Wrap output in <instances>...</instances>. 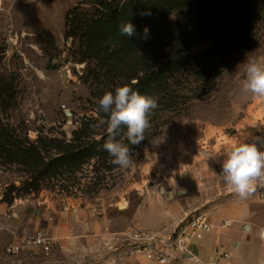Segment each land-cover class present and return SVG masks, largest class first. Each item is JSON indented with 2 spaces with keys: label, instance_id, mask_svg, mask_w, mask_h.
<instances>
[{
  "label": "rangeland",
  "instance_id": "obj_1",
  "mask_svg": "<svg viewBox=\"0 0 264 264\" xmlns=\"http://www.w3.org/2000/svg\"><path fill=\"white\" fill-rule=\"evenodd\" d=\"M77 5L90 7L91 0H0V74L7 83L14 80L17 97L9 110L0 113V121L11 125L22 139L27 132L32 140L70 139L87 120H92V137L100 139L107 131V125L101 124L107 118L101 115L97 96L104 83L93 77L94 61L79 62L80 33L67 36V14ZM172 19L177 23L175 16ZM206 47L197 44L191 53L200 54ZM260 58H264V18L248 46L231 54L215 81L209 77L208 65L170 79L167 89L177 100L159 102L152 111L145 139L139 145L129 144L133 163L127 169L117 166L107 171L92 161L76 179L50 184L9 205L3 202L4 194L12 184H21L24 172L0 164V264H91L83 248L88 244L83 233L89 232L81 228L78 217L70 220L69 227H61L75 235V250L70 253L61 248L51 253L33 250L9 255L6 246L15 235L31 236L38 229L54 236L55 212L69 199L79 200L90 218H98L92 206L108 207L111 225L117 230L140 227L138 218L148 227L160 226L166 221V204L151 196L184 190L185 181L193 183L190 201L196 210L219 215L237 203L250 206L251 227L261 237L246 231L249 253H245L260 261L264 187L241 199L220 175L227 147L248 135L253 119L263 111L261 100L241 92L247 62ZM108 260L105 253L99 260L94 257L93 264H109Z\"/></svg>",
  "mask_w": 264,
  "mask_h": 264
},
{
  "label": "trees",
  "instance_id": "obj_2",
  "mask_svg": "<svg viewBox=\"0 0 264 264\" xmlns=\"http://www.w3.org/2000/svg\"><path fill=\"white\" fill-rule=\"evenodd\" d=\"M173 16L177 23H173ZM263 18L264 0H91L90 7L77 5L68 12L66 26L68 37L80 33L79 62H95L93 77L104 83L97 90L98 99L128 84L157 103L168 104L177 100L167 89L170 79L208 65L209 77L215 81L231 54L248 46ZM127 22L135 27L131 37L119 31ZM197 44L207 47L192 54ZM14 88V80L7 83L0 74V113L16 100ZM91 123L84 121L70 139L32 140L27 132L25 140L11 125L0 121V164L24 172L21 184H12L3 202L12 205L18 197L39 193L50 184L63 185L67 179H76L92 161L107 171L115 169L117 165L103 148L107 131L100 139L92 137ZM124 132L126 127L122 126L117 137L123 143L127 140Z\"/></svg>",
  "mask_w": 264,
  "mask_h": 264
},
{
  "label": "clouds",
  "instance_id": "obj_3",
  "mask_svg": "<svg viewBox=\"0 0 264 264\" xmlns=\"http://www.w3.org/2000/svg\"><path fill=\"white\" fill-rule=\"evenodd\" d=\"M145 13H142L144 15ZM120 34L131 37L135 27L127 22L120 25ZM148 29H144L145 35ZM241 92L264 101V58L249 60L245 66V76L241 82ZM158 107L157 100L141 94L128 84L117 86L105 92L99 99V110L107 119L101 124L107 125L108 139L103 148L112 157V163L121 169L129 168L133 163L130 145H139L145 139V133L151 128L150 115ZM126 127L124 136L128 144L117 137ZM259 137L250 142L247 137L231 143L224 153L221 176L230 191L241 199H246L264 187V150L258 148ZM264 264V261H261Z\"/></svg>",
  "mask_w": 264,
  "mask_h": 264
},
{
  "label": "built area",
  "instance_id": "obj_4",
  "mask_svg": "<svg viewBox=\"0 0 264 264\" xmlns=\"http://www.w3.org/2000/svg\"><path fill=\"white\" fill-rule=\"evenodd\" d=\"M262 113L250 124L248 138L256 141L258 148L264 150V101L260 102ZM96 215H105L109 208L103 205L91 207ZM223 227H231L232 221L225 220ZM216 225L211 215L204 210H195L188 214L171 232L153 231L143 227L131 226L117 230L107 225L101 231V238L109 264H238L232 253L217 249L208 260L197 252L196 244L207 233L214 231ZM3 226L0 223V230ZM59 246L56 236L38 229L31 236H18L6 246V253L19 255L25 251L51 253Z\"/></svg>",
  "mask_w": 264,
  "mask_h": 264
},
{
  "label": "crops",
  "instance_id": "obj_5",
  "mask_svg": "<svg viewBox=\"0 0 264 264\" xmlns=\"http://www.w3.org/2000/svg\"><path fill=\"white\" fill-rule=\"evenodd\" d=\"M192 184L191 181H185L183 183L184 190H171L165 196H151V198H157L158 201L166 204V221H163L164 224H160V226L148 227L140 218H138L140 220L139 226L153 231L171 232L182 219L197 209L194 208L193 202L190 201L192 198L191 193L194 189ZM246 204L237 203L234 205L233 210H226L219 215H215L214 213L210 214L216 227L213 232L206 234L203 240L196 244L197 252L203 259L208 260L215 254L217 249L222 248L232 252L234 259L238 264H261V261H264V248L259 253L260 261L246 257L245 252L249 253V249L247 242L244 240L246 235L245 232L255 231L259 237H261L260 232L251 227L250 206ZM190 206L192 207V210H190ZM55 214L54 217H56V221L54 225V236H56L59 242V246L56 250L62 248V250H65V252L67 251L68 253L75 250L72 247V244L76 243L75 235H69L70 228L61 227H69L70 220L78 217L82 221L81 228L85 231L88 230L90 234L83 233L88 241V244H83L86 245L83 247L85 249V256H87L90 262L92 261L91 264H93L94 257H97L98 260L104 257L105 249L100 234L105 226L111 225L108 213L101 216L98 215L97 219L94 217L90 218L89 215L91 213L81 206L79 200L69 199L65 202L64 207L59 211L57 210ZM17 215L19 216V214ZM225 220L232 221V226L228 228L223 227L222 223ZM90 230H93L94 233L91 234ZM174 264L185 263L182 261H176Z\"/></svg>",
  "mask_w": 264,
  "mask_h": 264
},
{
  "label": "water",
  "instance_id": "obj_6",
  "mask_svg": "<svg viewBox=\"0 0 264 264\" xmlns=\"http://www.w3.org/2000/svg\"><path fill=\"white\" fill-rule=\"evenodd\" d=\"M68 114H69V115H71V113H70V112H69Z\"/></svg>",
  "mask_w": 264,
  "mask_h": 264
}]
</instances>
